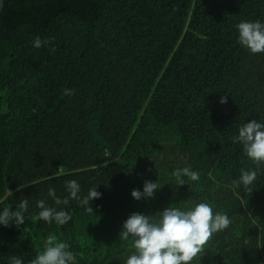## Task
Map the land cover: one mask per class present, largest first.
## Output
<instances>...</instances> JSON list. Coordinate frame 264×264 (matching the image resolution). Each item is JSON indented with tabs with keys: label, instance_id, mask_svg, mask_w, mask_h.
<instances>
[{
	"label": "trees",
	"instance_id": "trees-1",
	"mask_svg": "<svg viewBox=\"0 0 264 264\" xmlns=\"http://www.w3.org/2000/svg\"><path fill=\"white\" fill-rule=\"evenodd\" d=\"M255 20L264 22V0H5L0 211L23 199L28 211L18 227L0 225V264L13 255L29 264L49 234L69 243L76 264H125L131 238L101 257L82 234L84 218H114L115 229L133 212L158 217L201 202L232 223L191 264H264V165L252 192L232 186L256 170L232 137L264 122V53L237 40L236 25ZM184 167L199 179L178 185L171 173ZM69 180L82 197L93 186L101 193L93 212L48 195L68 197ZM145 180L159 188L136 200L131 191ZM38 200L72 219L33 221Z\"/></svg>",
	"mask_w": 264,
	"mask_h": 264
},
{
	"label": "clouds",
	"instance_id": "clouds-1",
	"mask_svg": "<svg viewBox=\"0 0 264 264\" xmlns=\"http://www.w3.org/2000/svg\"><path fill=\"white\" fill-rule=\"evenodd\" d=\"M239 44L252 54L264 53V22L241 21L236 25ZM34 46L39 48L42 41L39 37L34 40ZM54 51V49H53ZM75 94L74 89H65L64 95ZM220 103H227L226 97H221ZM232 142L242 145L244 154L256 165V170H242L239 180L233 181V188L243 186L245 191L252 192L250 187L257 179L258 170L264 165V122L252 119L238 128V135L232 137ZM171 175L178 185L185 184L183 177L191 181L199 179V173L190 167L177 168ZM69 196L61 199L54 188L48 189V195L56 205H67L69 199L78 201L86 211L93 212L90 201L100 198L101 193L93 186L87 195L81 196V186L76 180L65 182ZM157 182L144 181L143 190L133 189L131 196L136 200L153 197L158 189ZM36 207L40 211L32 216L33 221L43 220L49 224L55 220L59 225L66 224L72 217L65 210H57L46 205L44 200H38ZM28 211V200L23 199L15 211L6 206L0 211V225L10 226V222L18 227L25 221ZM232 221L226 213L213 212L209 203H196L182 210L179 207H166L161 214L148 216L133 212L123 223L120 239L128 241L134 249L126 259L125 264H191L194 258L205 252L214 234L230 227ZM9 264H24L18 256H11ZM29 264H76V254L70 250L69 243L59 240L54 234H49L43 243V250L38 251Z\"/></svg>",
	"mask_w": 264,
	"mask_h": 264
},
{
	"label": "rangeland",
	"instance_id": "rangeland-1",
	"mask_svg": "<svg viewBox=\"0 0 264 264\" xmlns=\"http://www.w3.org/2000/svg\"><path fill=\"white\" fill-rule=\"evenodd\" d=\"M115 222L117 221L114 218H102V216L98 215L96 217L88 216L81 222L83 236H86L92 245L98 247L101 257H103L106 247L118 243L117 241H120L119 244L121 245H125L127 242L118 239V233H121L123 227L110 229Z\"/></svg>",
	"mask_w": 264,
	"mask_h": 264
},
{
	"label": "water",
	"instance_id": "water-1",
	"mask_svg": "<svg viewBox=\"0 0 264 264\" xmlns=\"http://www.w3.org/2000/svg\"><path fill=\"white\" fill-rule=\"evenodd\" d=\"M4 1L5 0H0V16H1V12H2L3 6H4Z\"/></svg>",
	"mask_w": 264,
	"mask_h": 264
}]
</instances>
